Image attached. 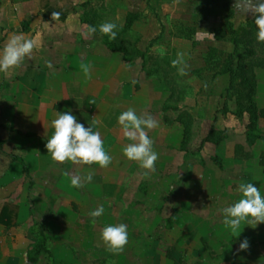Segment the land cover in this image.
Wrapping results in <instances>:
<instances>
[{"label":"crops","instance_id":"0c3cea01","mask_svg":"<svg viewBox=\"0 0 264 264\" xmlns=\"http://www.w3.org/2000/svg\"><path fill=\"white\" fill-rule=\"evenodd\" d=\"M91 2L108 5L118 0H0V49L13 34H22L35 42L30 57L7 72H0V213L5 207L14 210L19 225L8 230L0 223V264H28L27 252L35 241L30 228L34 221L47 226L49 211L54 210V216L62 217V211L73 213L101 206L116 209V203L127 206L132 178H140L147 170L124 156V149L132 141L118 123L123 112L134 109L139 117L151 116L157 122L158 126L148 131L153 149L159 154L155 171H147L155 173L150 175H161L168 165L171 170L176 169L183 154L186 161L194 156L189 148H180L185 139L180 116L186 113L188 118L192 113L186 108L188 98L182 100L181 108H186L183 111L178 93L173 95L166 84L172 80L160 63L161 57L174 56L175 60L177 53L183 52L190 71L181 76L179 66L173 68L175 80L187 82L196 72L192 48L198 39L172 36L168 49L161 41L142 47L143 39L161 40L163 33L155 34L141 18L134 19L126 7L117 8L118 19H123L120 28L135 34V42L123 38L120 47L112 41H100L99 36L87 41L76 39L71 28L81 16L76 15V10ZM210 2L213 1H206V6ZM53 12L61 13L58 21L52 20ZM97 35L101 33L97 31L93 36ZM254 73L257 79L253 98L256 108L262 110L264 68H256ZM206 74L212 72L208 69ZM228 102L231 105L228 99L225 104ZM67 111L86 128L100 132L112 157L108 167L52 160L45 147L54 132L51 121L57 112ZM259 122L264 129L263 120ZM223 144L222 155L226 152ZM238 145L245 147L248 159L236 157ZM262 148L259 165L264 144ZM254 153L253 148L238 142L230 158L246 165L256 158ZM89 173L93 174L91 183L80 189L71 185L72 176L86 177Z\"/></svg>","mask_w":264,"mask_h":264},{"label":"rangeland","instance_id":"374dc122","mask_svg":"<svg viewBox=\"0 0 264 264\" xmlns=\"http://www.w3.org/2000/svg\"><path fill=\"white\" fill-rule=\"evenodd\" d=\"M206 1L118 0L108 5L91 2L76 10V15L81 16L71 28L75 38L84 41L99 36L100 41L111 43L107 36L95 37L87 30L88 25L98 29L100 24L111 22L117 25V45L123 47V38L135 42V34L120 28L123 19H118V7L128 8L134 19L141 18L155 34L163 33L161 40L143 39L142 47L161 41L168 49L172 36L198 39L192 48L196 72L187 82L175 80L174 56L161 57L160 63L172 80L166 84L177 87L180 108L182 100L188 98L186 108L192 113L188 118L186 113L180 116V122L185 120L184 145L180 148H189L194 156L186 161L183 154L176 169L168 165L162 174L157 171L161 175L147 172L132 178L127 206L116 203V209L106 208L98 218L90 215L94 210L62 211V217L54 216V210L47 212L48 245L56 264H264V223H242L233 233L224 225L222 215L224 208L241 198L240 183H253L264 193V172L258 160L264 129L258 128L255 135L260 137L256 138L247 132L249 117L242 120L233 112H222L231 87L229 66L235 37L242 56H235L238 69L233 94L245 89L246 81L257 79L254 64L264 62V43L256 40L254 17L250 13L244 16L234 8L236 0H211L208 6ZM231 25L236 29L235 36L230 34ZM190 69L185 67V72ZM208 69L212 74H206ZM236 102H228L231 109L237 108ZM209 136L210 141L205 142ZM238 142L253 148L256 158L251 163L242 165L230 158ZM221 143L226 146L223 155ZM172 216L177 223L170 229L167 221ZM121 223L127 225L128 243L122 251L114 252L101 234L104 227ZM245 238L250 248L237 252L239 241ZM168 252L173 259L168 258Z\"/></svg>","mask_w":264,"mask_h":264},{"label":"clouds","instance_id":"9594fccd","mask_svg":"<svg viewBox=\"0 0 264 264\" xmlns=\"http://www.w3.org/2000/svg\"><path fill=\"white\" fill-rule=\"evenodd\" d=\"M234 8L244 16L250 13L254 17L256 40L264 43V0H236ZM60 16V12H53L52 20L58 21ZM116 29L117 25L111 22L100 24L98 29L97 26H87L89 35L99 30L102 35L113 41L117 38ZM34 48L33 40L25 39L22 34H13L5 46L0 49V72H7L20 65L26 57L31 56ZM172 65L173 67L179 66L181 76L186 75L183 52L177 53V58L173 60ZM118 123L125 130L126 137L132 141L124 149V156L129 161L138 162L139 166L147 171H155L159 154L153 149V140L148 135V131L158 126L156 120L151 116L139 117L134 109H129L118 117ZM51 127L54 132L47 139L45 147L52 160L59 163L69 161L72 164L99 165L101 168H106L111 164L112 157L106 150L100 132H94L91 127L86 128L84 124L78 122L77 117L71 111L57 112V117L51 121ZM92 181L93 174L91 173L86 177L75 175L70 178L71 185L77 189L83 188L86 183ZM238 192L241 198L222 210L223 223L233 233L239 231L242 223H255L256 225L264 223V193L261 189L253 183H240ZM103 214L102 206L90 213L93 218H98ZM101 238L110 250L122 251L128 243L127 225L123 223L108 225L104 227ZM249 248L250 241L245 238L239 241L237 252H243Z\"/></svg>","mask_w":264,"mask_h":264},{"label":"trees","instance_id":"16d2710c","mask_svg":"<svg viewBox=\"0 0 264 264\" xmlns=\"http://www.w3.org/2000/svg\"><path fill=\"white\" fill-rule=\"evenodd\" d=\"M231 35H236V29L231 25L230 30ZM185 36V35H184ZM188 37V36H185ZM234 39V45L235 50L234 53L230 56V66H229V74L231 76V87L229 89V95L228 100H236L237 102V108L232 110L227 103L225 108L223 109V114H228L230 112H233V114L238 119H245V116L248 115L250 120L247 124V132L249 134L255 135L257 133L260 120H263L264 122V109L258 110L256 108V103L253 98L256 88V79H250L246 81L245 83V89H242V91H238L233 94L235 88H236V81L237 78V63L235 61V56H239V59L241 58L242 49L240 47V44L238 42L237 37ZM112 43L115 44V40H112ZM255 68H264V62H257L254 64ZM254 80V81H252ZM169 88L171 89L173 95L175 92H177V89L174 85H169ZM234 89V90H233ZM182 122H185L184 119H182ZM215 125V124H214ZM213 125V126H214ZM187 131V130H186ZM212 132L210 133L213 134ZM188 134V133H187ZM210 136L208 139L205 140V142L210 141ZM254 137V136H253ZM256 138H259L260 135H255ZM261 138V137H260ZM236 157L237 158H249V155H247L245 151V147L243 145H238L236 147ZM24 164V162L22 161ZM260 165L264 168V152L262 154ZM26 174H28V169L26 167L25 169ZM17 213L14 210H11L9 207H5L2 212L0 213V223L4 224L8 230H11L12 228H15L19 226L16 223ZM176 224V218L172 217L167 221V227L172 229ZM47 226L43 223H40L38 221H34L33 225L30 228V233L34 237L35 241L31 244L29 247V250L27 252V263L28 264H56L55 257L48 245V238H47ZM206 246L208 247V244L206 243ZM209 248V247H208ZM168 258L173 259V254L171 252L167 253Z\"/></svg>","mask_w":264,"mask_h":264}]
</instances>
